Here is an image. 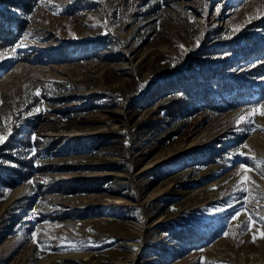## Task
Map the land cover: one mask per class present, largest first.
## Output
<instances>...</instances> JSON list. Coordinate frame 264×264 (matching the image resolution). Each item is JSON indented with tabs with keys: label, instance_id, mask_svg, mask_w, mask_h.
<instances>
[{
	"label": "rangeland",
	"instance_id": "374dc122",
	"mask_svg": "<svg viewBox=\"0 0 264 264\" xmlns=\"http://www.w3.org/2000/svg\"><path fill=\"white\" fill-rule=\"evenodd\" d=\"M0 12V264H264V0Z\"/></svg>",
	"mask_w": 264,
	"mask_h": 264
},
{
	"label": "trees",
	"instance_id": "16d2710c",
	"mask_svg": "<svg viewBox=\"0 0 264 264\" xmlns=\"http://www.w3.org/2000/svg\"><path fill=\"white\" fill-rule=\"evenodd\" d=\"M7 14L4 13V12H0V40H7L8 42H12L15 37L17 36L18 34V31H19V28L22 27V23L19 22L18 24L15 25V27H10V23H17L19 21V16H11L9 15L8 17H5ZM8 21V23L6 22ZM7 23V24H6ZM0 48H1V44H0ZM208 79L207 78H203L202 80L199 81V83L201 82H206ZM211 80V79H209ZM195 81H192V82H186V83H181L180 84V88H186L187 85H190V87L187 88V91H190L192 90L194 92V94H199V88H194L193 85H195ZM211 85H214L215 82H210ZM224 83L223 81L220 82L219 84H222ZM240 84V83H239ZM179 106V100H173V101H170V106H168V109H174L176 107ZM32 124L33 123H28L26 124L25 126L27 127L25 132L23 130H20L19 131V134L17 137H19L18 141H25L29 135L31 134L32 132Z\"/></svg>",
	"mask_w": 264,
	"mask_h": 264
},
{
	"label": "snow or ice",
	"instance_id": "6c2138e0",
	"mask_svg": "<svg viewBox=\"0 0 264 264\" xmlns=\"http://www.w3.org/2000/svg\"><path fill=\"white\" fill-rule=\"evenodd\" d=\"M257 11H258V13L260 12L259 9H258ZM239 30H240V29H239V26H237V27L235 28V31H239ZM24 46H25V45H24L23 43H18L15 47H13V48L11 49V52H12V53H15V48H16V47H24ZM2 59H5V55H4L3 53H0V60H2ZM36 95H39V91L36 92ZM262 109H264V105L258 106V107H256V108H252V109L249 110L247 116H245V115H241V116H239V117H238V121H243V120H245V119H248L249 122H251V116H252L253 114L264 115V110H262ZM37 110H38V109H37ZM3 142H4V137L0 136V144H2ZM245 147H247V146L245 145ZM259 163H260V164H264V161H260ZM241 168H242L244 171H249V169H244V166H243V165L241 166ZM30 183H31V181H30ZM241 190L243 191V190H245V189H241ZM218 211H220V209H218ZM239 215H240V213L237 212L236 215L232 217V219H236V217L239 216ZM35 235H36V234L33 233V237H34V238H35ZM225 235H228V233H225ZM261 236L264 237V233H261ZM255 238H256V237L254 236V237H253V240H255Z\"/></svg>",
	"mask_w": 264,
	"mask_h": 264
},
{
	"label": "bare ground",
	"instance_id": "6f19581e",
	"mask_svg": "<svg viewBox=\"0 0 264 264\" xmlns=\"http://www.w3.org/2000/svg\"><path fill=\"white\" fill-rule=\"evenodd\" d=\"M172 167H174V166H178V163H173L172 165H171Z\"/></svg>",
	"mask_w": 264,
	"mask_h": 264
}]
</instances>
